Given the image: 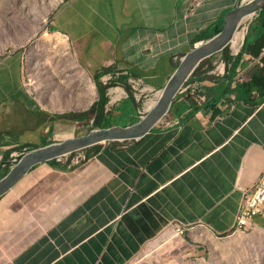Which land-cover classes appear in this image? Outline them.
Returning a JSON list of instances; mask_svg holds the SVG:
<instances>
[{"label":"crops","instance_id":"crops-1","mask_svg":"<svg viewBox=\"0 0 264 264\" xmlns=\"http://www.w3.org/2000/svg\"><path fill=\"white\" fill-rule=\"evenodd\" d=\"M252 2L65 1L44 42L0 58V178L22 154L137 124L175 56ZM245 18L140 139L36 164L0 196V264H130L170 226L191 244L232 232L264 172V48L250 49L264 14Z\"/></svg>","mask_w":264,"mask_h":264},{"label":"rangeland","instance_id":"rangeland-1","mask_svg":"<svg viewBox=\"0 0 264 264\" xmlns=\"http://www.w3.org/2000/svg\"><path fill=\"white\" fill-rule=\"evenodd\" d=\"M65 1L0 0V58L14 51L29 54L32 46L44 42L51 17ZM259 10L264 13V6ZM130 264H264V217L246 233L200 239L196 244L170 226Z\"/></svg>","mask_w":264,"mask_h":264},{"label":"water","instance_id":"water-1","mask_svg":"<svg viewBox=\"0 0 264 264\" xmlns=\"http://www.w3.org/2000/svg\"><path fill=\"white\" fill-rule=\"evenodd\" d=\"M260 1L254 0L251 4L230 12L224 19L220 33L202 46L189 53H178L175 56V61L171 63L174 73L162 90L157 102L149 108L137 124L129 128L97 130L84 137L66 140L22 154L7 174L0 178V196L36 164H50L58 157L107 141H136L140 139L167 113L173 98L195 67L205 58L222 51L231 44L239 21L263 7L264 3H260Z\"/></svg>","mask_w":264,"mask_h":264},{"label":"built area","instance_id":"built-area-1","mask_svg":"<svg viewBox=\"0 0 264 264\" xmlns=\"http://www.w3.org/2000/svg\"><path fill=\"white\" fill-rule=\"evenodd\" d=\"M81 150L58 157L55 161L60 162L70 158V163L78 166L88 160L87 156L81 153ZM245 194L234 219L231 232L233 234L246 233L252 230L256 219L264 217V172L260 182ZM177 229L181 230L180 228Z\"/></svg>","mask_w":264,"mask_h":264},{"label":"trees","instance_id":"trees-1","mask_svg":"<svg viewBox=\"0 0 264 264\" xmlns=\"http://www.w3.org/2000/svg\"><path fill=\"white\" fill-rule=\"evenodd\" d=\"M262 14H264V13H262ZM264 26V23L262 24V26L261 27H263ZM256 27H258V26H256ZM260 32V35L257 37V39H256V42H255V44L256 45H254V47H252V48H250V49H252L253 50V52L254 53H256V54H258L259 53V51L262 49V48H264V32H263V28L261 29V30H258V33ZM263 32V33H262ZM262 33V34H261Z\"/></svg>","mask_w":264,"mask_h":264},{"label":"bare ground","instance_id":"bare-ground-1","mask_svg":"<svg viewBox=\"0 0 264 264\" xmlns=\"http://www.w3.org/2000/svg\"><path fill=\"white\" fill-rule=\"evenodd\" d=\"M246 19V18H245ZM244 23V22H243ZM242 24V23H241ZM241 32V31H240ZM237 36V35H236ZM244 37V36H243ZM239 37H236V40L233 42L234 44L236 43V41L238 40ZM239 44V43H238ZM239 47V46H238ZM157 92V91H156ZM119 93V92H118ZM149 108V106H147Z\"/></svg>","mask_w":264,"mask_h":264}]
</instances>
